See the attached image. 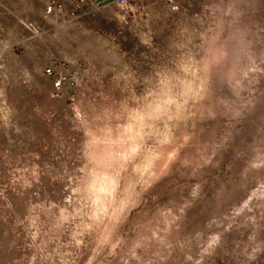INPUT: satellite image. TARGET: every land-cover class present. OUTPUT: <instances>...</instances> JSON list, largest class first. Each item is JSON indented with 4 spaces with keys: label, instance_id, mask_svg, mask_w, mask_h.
Returning <instances> with one entry per match:
<instances>
[{
    "label": "rangeland",
    "instance_id": "obj_1",
    "mask_svg": "<svg viewBox=\"0 0 264 264\" xmlns=\"http://www.w3.org/2000/svg\"><path fill=\"white\" fill-rule=\"evenodd\" d=\"M21 2L0 264H264V0Z\"/></svg>",
    "mask_w": 264,
    "mask_h": 264
},
{
    "label": "crops",
    "instance_id": "obj_2",
    "mask_svg": "<svg viewBox=\"0 0 264 264\" xmlns=\"http://www.w3.org/2000/svg\"><path fill=\"white\" fill-rule=\"evenodd\" d=\"M22 0H0V20H4V16L8 15L9 11H12L15 13L18 11V8L22 6ZM63 2L66 5H73L74 3H77L78 5H82L80 3V0H30L31 6H33L32 10L36 7H42L44 5H49L48 7H51V5L55 2ZM88 3L95 7H107L111 4H113L114 0H87Z\"/></svg>",
    "mask_w": 264,
    "mask_h": 264
},
{
    "label": "built area",
    "instance_id": "obj_3",
    "mask_svg": "<svg viewBox=\"0 0 264 264\" xmlns=\"http://www.w3.org/2000/svg\"><path fill=\"white\" fill-rule=\"evenodd\" d=\"M115 1H118V2H122V3H129V2H132L133 0H115ZM80 3L82 4V5H87V4H89L88 3V1L87 0H80ZM48 10H50V9H48ZM46 72H47V74H49V75H54V72L52 71V68L51 67H49V68H47V70H46ZM63 81H64V79H63V76L61 75V74H59V75H56L55 76V82H54V85H55V87H61L62 86V84H63Z\"/></svg>",
    "mask_w": 264,
    "mask_h": 264
}]
</instances>
